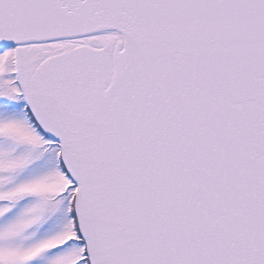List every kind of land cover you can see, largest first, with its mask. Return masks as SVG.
Listing matches in <instances>:
<instances>
[{
	"label": "snow or ice",
	"instance_id": "obj_1",
	"mask_svg": "<svg viewBox=\"0 0 264 264\" xmlns=\"http://www.w3.org/2000/svg\"><path fill=\"white\" fill-rule=\"evenodd\" d=\"M0 264H264V0H0Z\"/></svg>",
	"mask_w": 264,
	"mask_h": 264
}]
</instances>
